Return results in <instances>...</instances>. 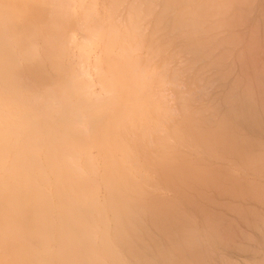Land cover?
I'll use <instances>...</instances> for the list:
<instances>
[{
  "label": "bare ground",
  "instance_id": "obj_1",
  "mask_svg": "<svg viewBox=\"0 0 264 264\" xmlns=\"http://www.w3.org/2000/svg\"><path fill=\"white\" fill-rule=\"evenodd\" d=\"M12 1L0 0V254L16 243L26 255L13 264H123L111 246L121 237L129 260L168 261L170 248L198 238L196 218L213 221L217 194L240 192L224 162L251 158L242 125L252 105L241 109L240 88L226 84L229 50L218 39L220 31L234 34V17L240 29L245 19L231 8L249 0H24L36 22L21 29L5 23ZM43 24L48 29L39 31ZM96 50L90 69L105 97L87 102L82 65ZM179 70L204 101L196 107L184 93L177 117L164 85ZM251 159L245 167L256 172ZM151 182L171 198L149 192Z\"/></svg>",
  "mask_w": 264,
  "mask_h": 264
},
{
  "label": "rangeland",
  "instance_id": "obj_2",
  "mask_svg": "<svg viewBox=\"0 0 264 264\" xmlns=\"http://www.w3.org/2000/svg\"><path fill=\"white\" fill-rule=\"evenodd\" d=\"M18 1H20V2H18ZM18 1L17 0H16V2H15V0L12 1L8 7L6 6L8 4L5 5V7H6L5 9L9 8V10L7 9L8 11L4 9L5 10L4 11V19H7V21L5 20V23L7 24V22H8L9 27L11 25L13 28L18 27V29L19 28L21 29L22 26H24V25H26V26L28 25L31 27L32 24H34L36 22L35 17H34V11H33L32 7L30 5H28L29 7H26V9H24L22 7V6H24V5H22V3H24L25 1L24 0H18ZM226 1L229 4L232 2V0H230V1L226 0ZM253 1L256 3L254 4ZM247 2H246L247 5H246V3L240 4V5L236 4V6L232 5V8H231L235 12H237L235 9L239 10L241 13L243 12V15L240 13V16H239V11H238L236 13L237 14L236 17H238V18L240 17L239 19H242L241 17H244L242 19V21H244V19H245L246 22L245 21L244 22L246 24L244 22L240 21V23H238V25H239L238 27H240V29H239L236 27L237 26L236 24L238 21L234 22L235 17L232 18L233 21L231 22V25L232 26L234 25L235 27L234 26L233 27L236 28V30L234 29V34H231L232 36L231 35L229 36L228 35L229 33L227 34L225 31H220L218 34V39L220 38L219 42L224 45V47L226 48L227 51L229 50L226 53L227 54L226 56H227V61H228L227 65L229 66L228 72H229L230 76L228 78V81H226V84L230 83V84H233V86H235L236 88H240L239 92H240L241 99L238 100V102H240V103H238V106H242L241 109L243 107L246 108V106L248 105V103H246V102H249L250 105H252L251 106L252 112L249 115H252V114L253 115L251 117L249 116L250 120L243 123L244 125H242V129L244 131V136H245L246 142L247 141L249 142V144L247 145V147L249 146V148H248L249 152H248L247 148H246V150L250 154H248V153L247 154L250 155L251 158L252 157L255 158V163L254 162L253 163H254V165L256 164V166H254V165H252V166L255 167L257 173L254 172V169L248 170L251 172L247 171V168L245 167L247 165V163L245 161H248V160L250 161V159H251V158L246 159V157H248V156L245 157V155H244L245 161H241L242 163L239 162L238 165H236L234 163H231V165H230V163H229L230 166L228 167L227 163L224 162L225 167H227L228 169L230 168L229 170H230V173L232 174L231 175L232 178L235 177V184H237L238 181L240 182L239 183L240 188L235 185V189L237 187V189H238L237 191H240L239 193H241L242 195L239 194L238 192L232 193L233 194L232 195L226 191L217 194V197H215V201H214L215 203H213L211 205V207H213V206L215 207V208H212V212L214 211L213 214L216 212L215 213L216 215H214L215 217H212L214 222L211 221V219H210V222L207 224L205 221L202 220V218L200 216L198 218L195 217L196 219L193 218V222L195 220L199 221L198 223L201 222V225L199 224V226H198V230L196 229L197 231H199L201 229V228L199 229V227H202V225H203L202 221H203L206 224H204L205 226L202 227L201 231H204L207 229L209 232L206 230V232H208V233L201 232V231H200L201 233H199L195 230L196 232H195L194 236L196 237L198 235V238H194V239L190 238V239H187L186 241L184 239L185 242L180 241L181 239H179V236H177L178 238L176 237L175 239H179L177 241H180L179 244L183 248H181L180 245H179L180 246L179 247L176 243L174 245H177L179 247V249H178L179 251H177L178 247L174 246L176 249L175 252L173 250L170 252V249H172V248L168 247V248H170L169 254L165 256V257L168 256L170 258L168 261L163 256L162 257L160 256L161 258L165 259L168 264H175V263L186 264L188 262H189L188 264H195V263L196 264H264V169L262 170V172H260L261 169L264 168V165L262 164L264 162L263 161L264 159L263 158L260 159L261 157L260 158L257 157L260 155L262 157H264V97H263L264 96V74H263V72H264V0H256V1L255 0H249ZM14 4H15V6H14ZM237 6H240L241 9L240 8L238 9ZM245 9L248 11H246ZM244 10H245V12H244ZM5 12H6L7 17L5 16ZM244 13H246V14L244 15ZM246 17H248V18H246ZM233 23H235V24H233ZM244 24H245L244 29H241V28H243L241 26H243ZM9 27H8V29L12 28V27L11 28H9ZM44 28L48 29V28H46V24L39 26L38 30L42 31V29L44 30ZM252 29H253V31H252ZM257 29L259 32L257 31ZM237 30H239L240 33H238ZM260 30H262V31H260ZM75 32H76V34H75ZM169 32L170 31H167V36L169 35L168 37H171L173 35V32L171 31V33H172L171 35ZM222 32H223V34H221ZM257 33L259 35H257ZM226 34H227V36H225ZM237 34H241L239 36L241 38H238ZM73 35H74V37L72 36V38H75L77 36V41L80 40L79 38H82L80 30L75 29V31L73 32ZM239 39H241V41ZM75 40H76V38H75ZM239 41L243 44L239 43ZM231 44H232V46H231ZM251 47L252 48L254 47L253 50ZM233 48L234 49L237 48V49L234 50ZM231 50L235 53L232 54ZM97 52H98L97 50L91 52L89 55L90 58H89V56L87 58L88 61H85L86 63H84L82 65V68L85 69L84 72L86 71L84 74L87 75V77L85 76V82L88 81L86 83V86L83 87V89H82V93L85 94L86 101L88 100L87 102H89L90 100H92L93 98H95L97 96H98V98H100L103 95L102 93H104V92H101L103 90L100 91L101 86L97 83L98 82V80H96L97 78H94V76H95L94 72L91 71V70H93V68L90 69L92 67L90 65L93 64L94 60L96 59V57L99 54V52L98 53ZM241 52H243V53L241 54ZM243 54H244V56L245 55L246 56L244 57ZM233 55H235V56L237 55V56L234 57ZM72 57H74V56H72ZM236 61L238 63H236ZM233 62H235V64H233ZM236 65H237V67H236ZM250 65H251V67H250ZM180 66H182L181 62H180ZM88 67H89V69H88ZM248 67L251 69H249ZM258 71H259V73H258ZM214 72H215V74H217V71L216 70L214 71V68L212 67V69L209 73L211 76H214L215 75ZM186 73L187 72H184L183 70H179V72H178L179 76L175 79L167 80L166 84L164 85L165 86L164 91H167L166 92L167 94L165 96L166 99L164 97L165 103L167 106H169L171 108V110L173 111V113L177 117L181 113V110L179 108V97L181 95H183L184 93H185V95H188L189 97L191 96V99H193L194 101L197 100V103L195 102L196 107H200L201 106L200 104L204 101L203 100L204 94L202 95L203 98H202V96H200L203 93V90H202V93H200L201 91H199L196 87H195V89H194V86L189 88L188 87L189 85L186 84V82H185L186 79H184V78H186ZM247 73H248V75H247ZM250 73H252L253 75ZM86 79H87V81H86ZM232 80H233V83H231ZM243 81H245V83ZM87 84H88V86H87ZM166 87H167V89H166ZM224 88H225L224 86H223V88L222 87L218 88L219 89L218 91L223 92V91H225ZM84 89H85V91H84ZM89 90H90V92H89ZM190 92H191V94H190ZM239 92H238V96H239ZM186 93H188V94H186ZM162 94H163V96L165 95L164 93H162ZM192 94H193V96H192ZM103 96L105 97V95H103ZM199 97H201L202 99ZM62 98L63 97L58 96V102L59 103H62L64 101V99H62ZM196 98H198V99H196ZM238 98H240V97H238ZM200 99L202 101H200ZM56 100H57V98H56ZM168 100H169V102H168ZM178 109H179V111H177ZM239 109H240V107L236 110H239ZM80 125H82V124H80ZM82 127H83V125L78 127V128H82ZM95 154H97V151H96V149L95 150L93 149L91 151V155H92V157L95 158L94 160L97 162ZM244 157L242 159H244ZM256 159H258V161ZM232 164H234V165H232ZM257 165H259L260 167L262 165L261 169H259ZM242 166L244 168H246V170H244V168H242ZM243 173H244V175H243ZM244 182H246V183H244ZM231 183L233 184V182H231ZM232 184H230L229 186H231ZM249 184L254 185L253 187L256 188L255 189L256 191L251 190L252 191L251 192L250 190H248L247 188H248ZM242 185H244V186H242ZM161 187H162V185L159 186L158 183H156V182L155 183L151 182L150 184L147 185V188L150 190L149 192H151L154 195L157 194L155 196H157V197L159 196V198L161 197L162 199L171 198V196H172L171 192H169L165 188H164L165 189L164 190ZM253 187H252V189H253ZM100 188H102L101 191H100ZM152 188L154 189V191ZM157 188L159 189L158 191H157ZM245 191H248L249 193L251 192L250 194L252 195V197H251V195H249L248 192H246V193H248L246 196ZM254 192H255V194H254ZM237 193H238V195H237ZM234 194H235V196H234ZM104 197H105V190H104L103 186L102 187L98 186L97 191H96V203H97V205L98 204L102 205V203L104 201ZM101 205H98V206H101ZM245 207L251 208V209L247 208L249 210V212L246 210ZM239 208H240V210H239ZM190 218L191 217H189V220H188L189 225H190V223L191 224L193 223V222H190V221H192V220H190ZM228 219H230V220H228ZM230 221H232V222H230ZM188 222H186L185 225L188 226ZM194 223H195V225L198 224L197 222H194ZM192 225H194V224H192ZM195 225H194V227H195ZM227 226H229L230 228ZM190 227H192V226L190 225ZM204 227H207V228L203 229ZM218 228L220 230L216 231ZM227 228L230 230L229 232L226 231ZM210 232L212 233V235H208ZM218 232L221 234L219 235ZM213 233H215V234H213ZM220 236H221V238H220ZM171 237H173V236L171 235ZM180 238H182V237H180ZM126 239H124V238L121 239V237L119 239L118 238L113 239L111 241L112 248L114 249L116 254H118L117 256H119V255L123 256L122 258H124V259H122L121 262L123 260H125V258H126V260L124 262H122L123 264L124 263L125 264H136V263L138 264V263H140L141 264V261L135 262L134 260L133 261L131 259L129 260V258H128L129 254L127 252L128 246L126 244L128 239L127 240ZM162 239H163V241H162ZM123 240H125L126 242H124ZM113 241H114V243H113ZM161 241H162V243H161ZM161 241H160V243L164 244V242H166L167 239L165 240L164 238H161ZM123 243H124V245H123ZM114 244H117V247L118 246L119 247L118 248L115 247ZM11 245L7 246V247L4 246L2 248L3 251L1 252L2 254H0V264H13L14 262H12V260L16 259L17 261H21V260L23 261V259L25 258L24 256L26 255L25 254L26 251L25 250H24L25 252L21 251L23 248L21 249V247L19 246L20 250H18V248H17L18 244L15 243L17 249H14L15 247L14 248L12 247L14 244L12 246ZM145 245H143V246L146 247ZM172 245H171V247H172ZM197 247H199V248H197ZM117 249H118V251H119V249L121 250L120 254L117 251ZM126 249H127V251H125ZM197 249L198 250L201 249V250L198 251ZM16 250H17V252H15ZM129 250H130V248H129ZM196 250L199 252L198 253L199 256H197L198 263L196 261V255H197V252H195ZM182 251L184 252L185 255L184 254L180 255L182 253ZM127 254H128V257H127ZM175 256L177 257V261L174 260ZM193 256H194V258H193ZM118 258H120V257H118ZM161 258L159 259V257H157V259L156 258L153 260L150 259V261H152V264H166V262L164 263L163 261H161L162 260ZM172 258H173V260H171ZM37 260H33L32 264H38L39 261H37ZM184 260L186 262H184ZM174 261H175V263H174ZM194 261H196V262H194ZM111 263H112V261H111Z\"/></svg>",
  "mask_w": 264,
  "mask_h": 264
}]
</instances>
